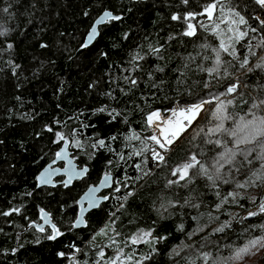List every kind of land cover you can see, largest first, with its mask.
Here are the masks:
<instances>
[{
	"label": "trees",
	"instance_id": "16d2710c",
	"mask_svg": "<svg viewBox=\"0 0 264 264\" xmlns=\"http://www.w3.org/2000/svg\"><path fill=\"white\" fill-rule=\"evenodd\" d=\"M224 2L0 0V32H4L0 35V264H108L116 258L117 249L123 264H134L146 255L151 259L142 260V264H201L198 256L203 258L204 253L209 255L202 264H264V250L243 263L228 260L236 249L264 235V214L241 218L257 208L251 198L264 196V186L245 190L236 188L234 182H218V187H213L203 176L168 185V180L177 179L172 170L192 153L205 149L199 158L210 163L222 151L204 140L207 129L218 122L213 117L218 101L213 97L223 93L231 81L217 82L206 69L214 66L220 41L227 43L233 35L228 31L227 21L233 18L228 7L244 15L252 27H258L254 15L264 19V9L254 0H226L228 6L222 12ZM210 3H217L212 19L197 15L191 21L196 34L181 35L186 24L172 21L171 14L202 13ZM9 5V12H3ZM105 10L121 19L98 26L97 38L82 48L92 21ZM262 39L264 31L250 32L235 44L236 60L223 52L221 59L238 66L249 54V44ZM153 48H160V53H154ZM254 50L257 56L249 57L251 64L264 56V49ZM136 55L143 59L134 61ZM233 77H242L247 87L238 89L243 96L219 97L233 117L224 122L226 128H235L242 116L247 118L253 97L264 98V71L233 70ZM131 79H136L137 85L133 86ZM229 99L231 105L226 103ZM202 100L211 103L204 105L190 128L167 150L148 139L153 135L146 123L149 113L162 115L154 120L159 125L175 105L185 107ZM100 108L105 111H98ZM153 128L157 133V127ZM57 132L65 137L76 166L87 167V172L67 187L60 176L53 179L54 186L36 187V174L62 142ZM133 136L138 138L129 139ZM99 140L105 146L92 148ZM76 141L83 147L73 146ZM146 147L160 151L164 162L154 161L150 151L133 155ZM258 166L259 162L245 164L244 169ZM106 173L111 174L112 185L101 195L109 199L84 215L83 226L73 228L77 198ZM250 174L242 170L233 176L243 182ZM128 192L133 194L126 196ZM229 192L240 196L222 202ZM185 201L199 207H190ZM169 202L175 206H168ZM14 208L20 211L13 212ZM41 210L61 233L55 239H47L52 233L48 225L43 232L37 231ZM5 212L10 214L3 215ZM226 222L229 227L216 231ZM147 231L150 237L132 243L139 232ZM187 246L190 251L186 254L174 251ZM153 247L157 250L154 254Z\"/></svg>",
	"mask_w": 264,
	"mask_h": 264
},
{
	"label": "snow or ice",
	"instance_id": "6c2138e0",
	"mask_svg": "<svg viewBox=\"0 0 264 264\" xmlns=\"http://www.w3.org/2000/svg\"><path fill=\"white\" fill-rule=\"evenodd\" d=\"M179 2L183 5H188L190 0H179ZM219 2V0H218ZM254 3L258 5L261 9H264V0H254ZM227 2L225 0L224 3H221V11L223 12L224 7H227ZM11 8V5L4 7L2 9L3 12L8 13ZM217 3H210L208 4L202 13H196L192 11L184 12L183 14L179 12H173L170 16L172 21L178 23L186 24V27L180 33L183 36H194L195 33V26L191 22L195 20L197 15H204L206 14L209 19H212V13L216 10ZM228 11L230 15L233 17L232 19L228 20V31L233 35L229 37L228 42L226 43L224 40L220 41V46L218 50H215V62L214 66L211 68H207V73L212 76L215 75V79L217 82L220 79H229L231 82L225 85V91L223 93H218L216 96L213 97L214 100H217V106L215 111L213 112V117L216 121H218L213 127L207 129L205 133V144L215 145L217 148L222 149V151L217 152L212 158L211 162L202 161L199 157L204 154L206 151L205 149L201 148L200 151L192 153L188 159L182 163L181 165L177 166L172 170L171 175L173 177H177L175 180H168V185L178 184L181 181L186 182H193L198 176H203L206 178L207 181L211 182L213 187H218V182H223L228 184L230 182L235 183V187L238 189H245L247 190L250 187L260 188L264 186V115H259L261 111H264V98L253 97L250 104L249 112L247 113V118L242 116L240 117V121L236 123L235 128H226L224 122L226 120H231L233 117L230 114L226 113V104L224 101L220 100L219 97L221 95H233L237 94L243 96V93L238 92V89L241 85L247 87V83L242 77H236L235 80H232V72L233 70L239 71L247 69L248 73H251L255 70L264 71V56H260L258 61L255 64L250 63L249 57L257 56V52L254 50L256 49H264V39L259 41L255 45L249 44L248 48V55L244 56L242 60L239 61L238 66L232 65V61H223L221 59V52L226 53L232 60L237 59V49L235 48V44L239 43V41L249 35V33H258L264 31V19L260 16H253L258 22V27H252L249 25L248 20L245 18L244 15H241L240 12L235 11L232 7H228ZM85 15H88L86 12ZM121 17L119 15H114L111 11L105 10L103 14L99 17L98 20L95 21L94 26L91 28L88 36L87 42L81 45L82 48L88 47V44L91 43L96 35H97V28L95 25L104 23L105 21H114L120 20ZM235 25V27H233ZM241 26H244L242 29ZM0 35H4V32H0ZM174 38V37H171ZM11 48V45H8ZM41 47H46V45H41ZM152 51L154 53H160V48H153ZM132 59L134 61L143 59L139 55L133 56ZM229 65H232L230 68ZM18 67V66H17ZM161 71L163 69H160ZM149 78H151V73H148ZM130 83L135 86L137 85L138 81L136 79H131ZM205 87H209V83H205ZM211 103L209 100H202L199 103H191L189 106L186 107H177L172 109L173 116H180L182 119L177 120L175 125H173L170 129L160 127L159 125L155 124L154 118L156 120L160 119L159 112H151L147 116V123L150 127H158L159 128V135H152L148 137L152 142L158 145L159 149L167 150V146L173 143L174 138H178L181 133L186 131L188 127H190L196 118L199 116L200 112L203 110L204 104ZM227 105H231L233 100H227ZM244 103H249V101H244ZM100 112H104V108L98 109ZM165 124H171V121H163ZM48 131H52L51 128ZM204 130L202 129L201 132ZM199 135V133H198ZM56 136L58 141H65V137L57 132ZM221 136H227L229 139L227 141L221 139ZM212 137H216L213 139ZM138 137H129V139H134ZM57 141V142H58ZM67 143V141H65ZM75 147L82 148L83 145L80 144L79 141L74 143ZM97 146L103 147L105 146V142L103 140H99L96 143L91 145L92 148H96ZM143 151H150L151 157L154 161L159 163L164 162V156L158 151L156 148L148 149L147 147L141 149L140 152H135L133 155H140ZM66 155L65 151L61 149L56 153V158L61 159ZM123 159V157H121ZM147 161H145L146 163ZM255 162H259V166L255 168L244 169V165L247 164L249 166L254 165ZM111 163V161H109ZM136 167L138 169L141 168V165L137 164ZM242 170L245 172L250 171V175H246V178L243 182L239 180H235L233 174L236 175L241 174ZM87 172V168H84L80 171H76L75 169L69 174V180L65 182V187H67L68 183L71 182L72 176H83ZM144 175H148L149 173L144 172ZM50 173H42L38 179L41 183H49L50 182ZM109 182V176L106 174L102 184H107ZM127 187V184L123 185ZM96 189H90V193H94ZM115 191L119 192L120 187H116ZM133 193L128 192L126 196H131ZM240 193L238 192H229L226 196L222 197V202H226L229 197L235 199L239 197ZM243 198V197H241ZM104 199H109V197H104ZM185 203L190 207H199L198 203H192L191 201H185ZM251 203L258 204V208L256 212H248L247 217L257 216L259 214H264V196L259 197H252ZM89 206L95 207L97 206V201L94 198L89 199ZM123 205H121L122 207ZM170 207H174L175 204L169 202ZM162 208H165V205H161ZM219 207V205H217ZM166 210V209H165ZM13 212H19L20 209L14 208L12 209ZM43 212V210H41ZM83 211V209H82ZM10 213L5 212L3 215H9ZM245 217V218H247ZM45 222L47 223V214H44ZM81 221H77L79 224ZM76 225H73L75 227ZM229 223L226 222L221 227L217 228L216 231L222 232L225 228L229 227ZM182 228V225L180 226ZM37 231L43 232L44 228L42 226H37ZM103 231V230H102ZM61 235L59 230L56 228L55 225H52V233L47 236V239L52 240L55 239L57 236ZM151 232H141L136 237L132 238V243L135 244L139 241L145 240L146 237H150ZM159 239H166V237H160ZM156 241L153 240L152 243ZM115 243V241H113ZM79 251V249H76ZM264 250V235L255 237L251 239L247 245L240 247L235 250V252L228 258L233 262H242L245 257L249 255H255L259 251ZM15 251V250H13ZM152 253L154 254L157 250L155 247L152 248ZM175 251V250H174ZM117 256L115 259L108 262V264H123L120 258V249H117ZM179 255V253H176ZM59 255L63 256L64 253H59ZM208 253L203 254V258L205 261L208 259ZM99 256L103 257V251L99 252ZM128 260H131L132 257H128ZM151 255H146L141 258V260H136L134 264H142V260H150ZM99 264V262H97ZM220 264H227V261L220 262Z\"/></svg>",
	"mask_w": 264,
	"mask_h": 264
},
{
	"label": "water",
	"instance_id": "95a60500",
	"mask_svg": "<svg viewBox=\"0 0 264 264\" xmlns=\"http://www.w3.org/2000/svg\"><path fill=\"white\" fill-rule=\"evenodd\" d=\"M104 11H102L97 17H95V19L92 21L90 27L88 28V30L86 31L84 37H83V44H85L87 42V36L91 30V28L94 26L95 24V21L99 19V17L103 14ZM106 22V21H105ZM104 22V23H105ZM104 23H101V24H98V25H95L96 28H97V35L95 37V39L97 38L98 36V26L104 24ZM94 39V40H95ZM93 40V41H94ZM92 41V42H93ZM89 43L88 46L90 44ZM205 105V104H204ZM179 107V106H177ZM171 112V111H170ZM169 112V113H170ZM168 113V114H169ZM167 114V115H168ZM166 115V116H167ZM189 128V127H188ZM187 128V129H188ZM186 129V130H187ZM180 136V135H179ZM177 138H175L173 140V142L176 140ZM61 149H63L66 153V155L61 158V159H57L56 158V153L58 151H60ZM60 164V165H58ZM84 168H87V167H77L75 162H74V159L71 157L70 155V151L68 149V143H65V141H62L60 146L58 147V149L55 151L54 153V157L49 161L47 162L40 170L39 172L36 174L35 176V183H36V187H51V186H54L56 185V182L53 181V179L55 177H58L60 176L61 177V184L65 187V182H67L69 180V174L72 172L73 169H75L76 171H80ZM42 173H50V182L49 183H41V181L38 179V177L41 176ZM86 174V173H85ZM85 174L83 176H75L73 175L72 176V179H71V182L68 183L67 186H69L73 181L75 180H79V179H82ZM108 175L109 176V182L107 184H102V181L104 180V177L105 175ZM104 174L103 176H101L99 178V180L95 183V184H92V185H89L87 186L83 192L79 195V197L77 198L76 200V204H77V212H76V216H75V219L73 220L72 222V227L73 225H76L75 227L73 228H78L80 226H83V217L84 215L97 208L99 206V204L104 200V197L102 195H100V193L108 188L111 187L112 185V176L111 174L109 173H106ZM90 189H96V191L94 193H90ZM90 198H94L96 201H97V206L95 207H90L89 206V199ZM83 209V211H82ZM46 212H41L40 213V224L37 225V226H50L52 228V225H51V221H50V218H49V215L47 214V223L45 222V219H44V214ZM77 221H81L79 224H77Z\"/></svg>",
	"mask_w": 264,
	"mask_h": 264
},
{
	"label": "rangeland",
	"instance_id": "374dc122",
	"mask_svg": "<svg viewBox=\"0 0 264 264\" xmlns=\"http://www.w3.org/2000/svg\"><path fill=\"white\" fill-rule=\"evenodd\" d=\"M233 80H235V77H233ZM241 88H242V87L240 86L239 89H241ZM176 106H178V105H175L174 108H176ZM174 108H173V109H174ZM153 112H158V111H153ZM149 114H150V113H149ZM149 114H148V115H149ZM148 115H147V116H148ZM160 115H161V114H160ZM147 116H146V123H147ZM161 116H162V115H161ZM165 118H166V116H165ZM165 118H162V119H161L160 124L162 123L163 119H165ZM154 120H155V118H154ZM160 124H159V126H160ZM147 125H148V123H147ZM148 126H149V125H148ZM149 127H150V126H149ZM189 128H190V127H189ZM189 128H188V129H189ZM150 129H151V132H152L153 135H154V134L157 135V133L155 132V130H154L153 127H150ZM157 129H158V127H157ZM188 129H187V130H188ZM187 130H186V131H187ZM181 134H182V133H181ZM181 134H180V135H181ZM170 146H171V145H170ZM170 146H168L167 149H168ZM262 193L264 194V189H263ZM257 208H258V206H257ZM257 208H256V209H250V210H248L247 212H245V213L241 216V218L243 219V218L247 217V214H248V212H250V211H251V212H256V211H257ZM100 233H101V230H100V231H97L95 234H93L92 238H93V239L97 238V237L99 236ZM139 233H141V232H139ZM139 233H138V234H139ZM138 234H137V235H138ZM137 235H136V236H137ZM136 236H135V237H136ZM145 239H146V238H145ZM184 248H185V247H178V248L175 250V252H176V253L178 252L179 254H183V253L185 252V254H186V253H188V251H190V246H187L186 250H184ZM182 250H184V251H182ZM181 251H182V252H181ZM258 253H259V252H258ZM258 253H256L255 255H249V256L245 257L244 259H247V258H248V259H254V258L257 256ZM188 257H189V259H190L191 261H192L193 258H194V257H190V256H188ZM198 257H199L200 263L202 264L201 261H203V258H202V257L200 258V256H198ZM119 263H120V262H119ZM240 263H243V261L240 262Z\"/></svg>",
	"mask_w": 264,
	"mask_h": 264
},
{
	"label": "bare ground",
	"instance_id": "6f19581e",
	"mask_svg": "<svg viewBox=\"0 0 264 264\" xmlns=\"http://www.w3.org/2000/svg\"><path fill=\"white\" fill-rule=\"evenodd\" d=\"M189 106V105H188ZM186 107V106H185ZM176 108H177V106H176ZM204 108V107H203ZM201 114V113H200ZM199 114V115H200ZM198 118V117H197ZM196 118V119H197ZM182 118L180 117V116H173V113H172V111L166 116V118L165 119H163V121H171V124H165V123H163V121H162V123L160 124V127H164V128H171L173 125H175V123H176V121L177 120H181ZM157 135H159V128L157 129ZM175 139V138H174ZM173 139V140H174ZM168 146H170V145H168ZM167 146V147H168Z\"/></svg>",
	"mask_w": 264,
	"mask_h": 264
},
{
	"label": "flooded vegetation",
	"instance_id": "af4514ba",
	"mask_svg": "<svg viewBox=\"0 0 264 264\" xmlns=\"http://www.w3.org/2000/svg\"><path fill=\"white\" fill-rule=\"evenodd\" d=\"M102 192H103V191H102ZM102 192H101V193H102ZM101 193H100V195H101Z\"/></svg>",
	"mask_w": 264,
	"mask_h": 264
}]
</instances>
